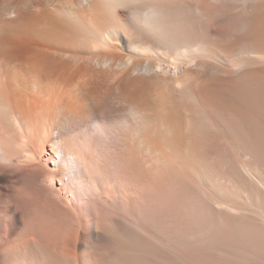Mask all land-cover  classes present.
I'll return each mask as SVG.
<instances>
[{
  "label": "bare ground",
  "instance_id": "1",
  "mask_svg": "<svg viewBox=\"0 0 264 264\" xmlns=\"http://www.w3.org/2000/svg\"><path fill=\"white\" fill-rule=\"evenodd\" d=\"M0 264H264V0H0Z\"/></svg>",
  "mask_w": 264,
  "mask_h": 264
}]
</instances>
